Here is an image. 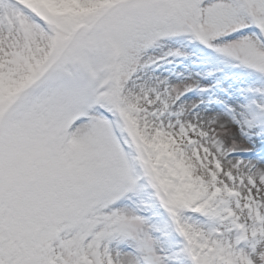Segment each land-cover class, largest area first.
Returning <instances> with one entry per match:
<instances>
[{
	"label": "snow or ice",
	"instance_id": "6c2138e0",
	"mask_svg": "<svg viewBox=\"0 0 264 264\" xmlns=\"http://www.w3.org/2000/svg\"><path fill=\"white\" fill-rule=\"evenodd\" d=\"M92 3L0 0V264H264V0ZM172 44L255 82L193 100Z\"/></svg>",
	"mask_w": 264,
	"mask_h": 264
},
{
	"label": "rangeland",
	"instance_id": "374dc122",
	"mask_svg": "<svg viewBox=\"0 0 264 264\" xmlns=\"http://www.w3.org/2000/svg\"><path fill=\"white\" fill-rule=\"evenodd\" d=\"M108 0H95V3L90 4L87 8L81 7L79 4L76 7L80 11H91L97 6H103ZM172 48H180L182 51L188 54L187 59H173L171 63L161 62L158 66H154V74L161 78L167 77L172 82H179L181 76L195 75L200 73L201 82L205 85L214 84L216 81H220L219 88H213L210 93L199 94L197 92H191L188 94L193 100L203 98L207 101L209 96L221 97L225 96V92L220 89L227 90L228 94H235V99H240L239 90L247 88L249 85L255 82V77L249 76L239 69L224 68L222 72L217 71L212 77H208L205 74L209 71H214L217 68H222V65H218L213 60V54L207 50H198L192 46H181L180 44H172ZM167 48L157 50L156 55H164ZM218 105L201 104V109L207 108L212 110L218 108ZM247 159H259L264 156V149L259 144L255 145V150L249 153L241 154ZM161 225L164 228L166 235H161L162 246L167 253H173L179 251L181 237H179L172 229L170 222L166 215H162ZM175 245V247H173ZM180 264H187L183 257L180 258Z\"/></svg>",
	"mask_w": 264,
	"mask_h": 264
}]
</instances>
